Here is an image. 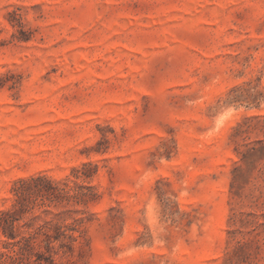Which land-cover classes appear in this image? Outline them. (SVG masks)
Returning a JSON list of instances; mask_svg holds the SVG:
<instances>
[{
  "label": "rangeland",
  "instance_id": "rangeland-1",
  "mask_svg": "<svg viewBox=\"0 0 264 264\" xmlns=\"http://www.w3.org/2000/svg\"><path fill=\"white\" fill-rule=\"evenodd\" d=\"M24 181L55 264H264V0H0V215Z\"/></svg>",
  "mask_w": 264,
  "mask_h": 264
},
{
  "label": "trees",
  "instance_id": "trees-1",
  "mask_svg": "<svg viewBox=\"0 0 264 264\" xmlns=\"http://www.w3.org/2000/svg\"><path fill=\"white\" fill-rule=\"evenodd\" d=\"M25 184L24 181L15 188L17 197L14 207L0 215V227L12 239L5 241L4 249L0 250V264H55L60 250H73L78 238L69 232L73 227L58 223L45 222L37 227L28 224L23 232L16 228V221L20 219L18 212L24 207Z\"/></svg>",
  "mask_w": 264,
  "mask_h": 264
}]
</instances>
